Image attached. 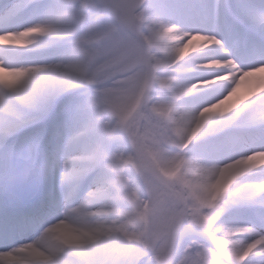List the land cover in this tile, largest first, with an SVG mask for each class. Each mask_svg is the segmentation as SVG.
<instances>
[{"label":"snow or ice","instance_id":"1","mask_svg":"<svg viewBox=\"0 0 264 264\" xmlns=\"http://www.w3.org/2000/svg\"><path fill=\"white\" fill-rule=\"evenodd\" d=\"M0 44V264H264V0H0Z\"/></svg>","mask_w":264,"mask_h":264},{"label":"rangeland","instance_id":"2","mask_svg":"<svg viewBox=\"0 0 264 264\" xmlns=\"http://www.w3.org/2000/svg\"><path fill=\"white\" fill-rule=\"evenodd\" d=\"M193 44L194 45H196V44H199V41H194L193 42ZM11 46H13V47H19L18 45H11ZM193 54V52H192V50H191V48L188 50V52L186 53V58H187V56H190V55H192ZM254 87H256V84H255V82H252V83H242L241 84V87L238 89V92H237V94H236V96H234L233 98H232V101H229V103H232L233 101H235L238 97H247L248 96V93H249V90L251 89V88H254ZM227 106L228 105H225L224 107L225 108H227Z\"/></svg>","mask_w":264,"mask_h":264},{"label":"bare ground","instance_id":"3","mask_svg":"<svg viewBox=\"0 0 264 264\" xmlns=\"http://www.w3.org/2000/svg\"><path fill=\"white\" fill-rule=\"evenodd\" d=\"M5 46H9L7 44H0V47H5Z\"/></svg>","mask_w":264,"mask_h":264}]
</instances>
